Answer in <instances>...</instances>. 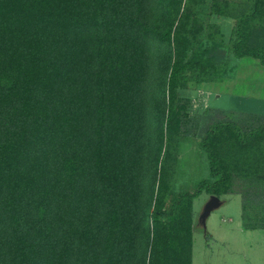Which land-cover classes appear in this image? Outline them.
Listing matches in <instances>:
<instances>
[{
    "label": "trees",
    "instance_id": "trees-1",
    "mask_svg": "<svg viewBox=\"0 0 264 264\" xmlns=\"http://www.w3.org/2000/svg\"><path fill=\"white\" fill-rule=\"evenodd\" d=\"M232 56L264 66V0H0V264H193L204 192L264 229V117L209 124L211 179L174 183L182 92Z\"/></svg>",
    "mask_w": 264,
    "mask_h": 264
},
{
    "label": "rangeland",
    "instance_id": "rangeland-1",
    "mask_svg": "<svg viewBox=\"0 0 264 264\" xmlns=\"http://www.w3.org/2000/svg\"><path fill=\"white\" fill-rule=\"evenodd\" d=\"M197 13L206 25L215 24L213 29L230 42L231 18L210 15L209 5H199ZM232 57V70L223 82L191 84L182 92L191 101L188 132L177 153L174 183L179 192H192L200 181L211 179L209 160L201 148L209 124L231 121L244 125L253 123V116L264 117V66L251 58ZM260 184L264 186V180ZM211 196L204 192L194 202L193 264H264V229L244 228L241 195L223 196L224 204L211 214L207 229L199 222Z\"/></svg>",
    "mask_w": 264,
    "mask_h": 264
},
{
    "label": "water",
    "instance_id": "water-1",
    "mask_svg": "<svg viewBox=\"0 0 264 264\" xmlns=\"http://www.w3.org/2000/svg\"><path fill=\"white\" fill-rule=\"evenodd\" d=\"M224 204V201L221 197H218L216 195H212L209 202L206 204L202 215L200 216L199 222L203 225L205 229H207V220L211 216V214L222 207Z\"/></svg>",
    "mask_w": 264,
    "mask_h": 264
}]
</instances>
